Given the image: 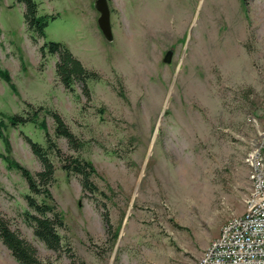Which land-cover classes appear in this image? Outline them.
I'll use <instances>...</instances> for the list:
<instances>
[{
  "label": "rangeland",
  "instance_id": "374dc122",
  "mask_svg": "<svg viewBox=\"0 0 264 264\" xmlns=\"http://www.w3.org/2000/svg\"><path fill=\"white\" fill-rule=\"evenodd\" d=\"M39 2L57 17L35 43L24 5L0 0V67L10 77H0V215L45 263L71 264L70 246L77 263L197 264L223 224L245 212L252 187L246 158L264 137V0H108L113 41L96 0ZM45 41L66 44L98 72L90 98L60 82ZM27 103L57 111L81 150L56 137L46 111L40 120L65 154L98 173L99 191H84L81 176L52 156L60 251L27 222L29 187L11 166L42 169L25 135L46 145L45 131L8 121ZM0 264H21L1 238Z\"/></svg>",
  "mask_w": 264,
  "mask_h": 264
},
{
  "label": "trees",
  "instance_id": "16d2710c",
  "mask_svg": "<svg viewBox=\"0 0 264 264\" xmlns=\"http://www.w3.org/2000/svg\"><path fill=\"white\" fill-rule=\"evenodd\" d=\"M24 5V21L28 30L32 33V39L35 43L39 39L46 37V28L51 20L56 19L57 15L40 12L39 0H17ZM43 57L46 53L57 55L56 74L64 87L71 92L75 91V85L80 84L83 93L90 98L89 80H98L100 75L95 70L87 68L82 61L72 52L64 43L58 41H45L40 47ZM0 77L10 80L9 73L0 67ZM46 111L55 122L56 137H63L68 141L71 148L76 151L84 147V143L72 132L62 116L52 109H46L43 106L37 108L31 103L21 113H16L8 117L9 124L13 127L34 123L45 131L46 145L33 140L28 135L25 139L29 143L33 153L42 164V169L32 173L28 168L18 162L11 161V166L18 170L25 178L29 187V193L25 199L29 208L34 211H26L27 222L33 227L34 234L53 250L60 251L64 247L63 237L59 233L60 228L65 227L63 215L58 210L56 200L51 192L50 186L54 181L56 167L52 156H56L61 162L62 169L68 174H78L81 176L82 187L84 191L91 193L98 192L99 188L93 177L98 175L94 164L80 157L79 155H67L59 147L48 130L45 119L40 120L41 112ZM0 123V132H1ZM2 133H0L1 135ZM38 196H44V200L38 201ZM104 219L109 230L112 225L107 214ZM0 238L4 245L11 251L13 256L21 264H53L45 263L38 257L37 248L27 239L21 236L19 232L13 230L8 219L0 215ZM71 256V264H86L84 261L77 263L72 247H67Z\"/></svg>",
  "mask_w": 264,
  "mask_h": 264
},
{
  "label": "built area",
  "instance_id": "2783aa9c",
  "mask_svg": "<svg viewBox=\"0 0 264 264\" xmlns=\"http://www.w3.org/2000/svg\"><path fill=\"white\" fill-rule=\"evenodd\" d=\"M246 162L252 181L246 210L223 224L197 264H264V137Z\"/></svg>",
  "mask_w": 264,
  "mask_h": 264
},
{
  "label": "water",
  "instance_id": "95a60500",
  "mask_svg": "<svg viewBox=\"0 0 264 264\" xmlns=\"http://www.w3.org/2000/svg\"><path fill=\"white\" fill-rule=\"evenodd\" d=\"M95 7L100 13L98 24L103 35L107 40L113 41L114 33L111 22V9L108 0H96ZM165 59H169V53L166 54Z\"/></svg>",
  "mask_w": 264,
  "mask_h": 264
}]
</instances>
